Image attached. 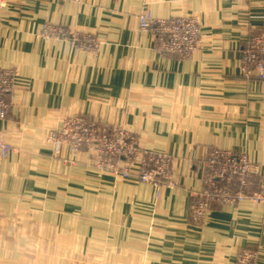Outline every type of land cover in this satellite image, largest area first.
<instances>
[{"label": "crops", "instance_id": "1", "mask_svg": "<svg viewBox=\"0 0 264 264\" xmlns=\"http://www.w3.org/2000/svg\"><path fill=\"white\" fill-rule=\"evenodd\" d=\"M194 16L190 59L162 56L138 16ZM45 24L92 35L97 51L40 34ZM264 31V0H5L0 67L16 72L0 128L16 150L0 165V264H264V205L212 203L191 223L212 149L247 156L264 177V79L240 49ZM133 132L172 160V187L66 163L46 144L69 115ZM259 189L256 183L250 191Z\"/></svg>", "mask_w": 264, "mask_h": 264}, {"label": "built area", "instance_id": "2", "mask_svg": "<svg viewBox=\"0 0 264 264\" xmlns=\"http://www.w3.org/2000/svg\"><path fill=\"white\" fill-rule=\"evenodd\" d=\"M4 2L0 0V6ZM138 21L140 29L154 36V50L162 56L190 59L198 49L201 26L194 16L160 18L142 14ZM40 34L68 42L90 55L97 51L98 43L89 34L67 31L53 24H45ZM240 56L244 77L264 79V31L249 37L240 49ZM15 78L13 69L0 67V120L10 108ZM45 141L55 155L64 145L70 158L85 150L88 163L99 171L124 178L136 176L141 183L157 188L173 186L171 159L142 149L136 135L124 128L100 124L84 114L71 115L63 119L59 128L49 130ZM14 150L0 128V165ZM204 164L202 188L194 193L189 205L192 223L201 224L212 203L226 206L250 199L264 205V177L260 166L251 163L246 155L212 149ZM256 183L259 189L250 191ZM254 257L255 253L249 250L239 253L241 264H253Z\"/></svg>", "mask_w": 264, "mask_h": 264}, {"label": "rangeland", "instance_id": "3", "mask_svg": "<svg viewBox=\"0 0 264 264\" xmlns=\"http://www.w3.org/2000/svg\"><path fill=\"white\" fill-rule=\"evenodd\" d=\"M201 26V25H200ZM201 34V33H200ZM199 41H200V37H199ZM62 43H67V44H69L68 42H62ZM70 45V44H69ZM197 48H198V45H197ZM10 97V96H9ZM76 115H78V114H76ZM69 116H71V115H69ZM68 117V116H67ZM62 124V123H61ZM61 126V125H60ZM59 126V127H60ZM58 127V128H59ZM53 129H57V128H53ZM51 130V129H50ZM48 134V133H47ZM47 136V135H46ZM4 137H5V134H4ZM46 138V137H45ZM46 142V141H45ZM46 144H48L49 146H51L49 143H46ZM65 146V145H64ZM63 147V146H62ZM62 147H60V149L62 148ZM67 147V146H66ZM51 148H52V146H51ZM142 148V147H141ZM60 149H59V151H60ZM143 149V148H142ZM53 150V149H52ZM59 151H58V153H59ZM81 151H85V150H80V151H78L77 153H79V152H81ZM86 152V151H85ZM148 152H151V151H148ZM57 153V154H58ZM151 153H153V152H151ZM156 154V153H155ZM168 157V156H167ZM168 158H170V157H168ZM171 159V158H170ZM64 161L66 162V163H68V162H71V163H76L78 160H77V158L75 157V158H70L69 157V152H68V156L66 157L65 156V158H64ZM172 161V160H171ZM2 163V162H1ZM86 164L87 165H91V166H93L92 164H90V163H88V159L86 158ZM254 164V163H253ZM94 167V166H93ZM95 168V167H94ZM98 170V169H97ZM100 172H102V171H100ZM103 174H105V175H108L109 177H111V178H115V177H119V176H115V175H112V174H109V172H102ZM172 174H173V169H172V166H171V177H172ZM122 178H124V177H122ZM130 178V177H129ZM127 179V178H126ZM172 184L174 185V182H173V180H172ZM146 185V184H145ZM151 185V184H150ZM152 186H154V185H152ZM194 195V194H193ZM192 195V196H193ZM221 206V205H220ZM191 221V220H190ZM191 223H192V221H191ZM192 224H194V223H192ZM194 225H197V224H194ZM239 264H241L240 263V261H239Z\"/></svg>", "mask_w": 264, "mask_h": 264}]
</instances>
